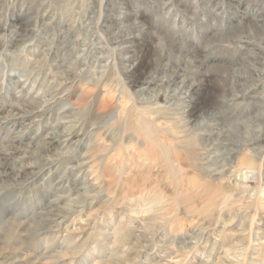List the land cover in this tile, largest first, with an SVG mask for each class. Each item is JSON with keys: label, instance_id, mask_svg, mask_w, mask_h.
Wrapping results in <instances>:
<instances>
[{"label": "rangeland", "instance_id": "374dc122", "mask_svg": "<svg viewBox=\"0 0 264 264\" xmlns=\"http://www.w3.org/2000/svg\"><path fill=\"white\" fill-rule=\"evenodd\" d=\"M0 264H264V0H0Z\"/></svg>", "mask_w": 264, "mask_h": 264}, {"label": "bare ground", "instance_id": "6f19581e", "mask_svg": "<svg viewBox=\"0 0 264 264\" xmlns=\"http://www.w3.org/2000/svg\"><path fill=\"white\" fill-rule=\"evenodd\" d=\"M152 112V113H151ZM150 114H152V115H155V113H154V111H150L149 112ZM143 123V124H142ZM149 123H150V126H149ZM151 128V122H149L148 120H145L144 118H142V120H141V131L143 132V134L144 135H146V137H147V139H148V141L151 143V144H153V145H156V134L150 129ZM178 160V155H177V157L175 158V160H173V161H177ZM243 165L244 164H246L247 166H249L248 167V169H250L253 165V163L252 162H250V160L249 159H247V161H245L244 160V163H242ZM246 166V167H247ZM244 174V173H243ZM246 176V174H244V176L243 177H245Z\"/></svg>", "mask_w": 264, "mask_h": 264}]
</instances>
